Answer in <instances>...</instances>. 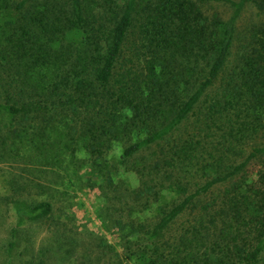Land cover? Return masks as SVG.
I'll use <instances>...</instances> for the list:
<instances>
[{
  "label": "trees",
  "instance_id": "16d2710c",
  "mask_svg": "<svg viewBox=\"0 0 264 264\" xmlns=\"http://www.w3.org/2000/svg\"><path fill=\"white\" fill-rule=\"evenodd\" d=\"M0 115V161L29 174L88 154L131 264H264V0H0ZM36 178L6 200L16 226H57Z\"/></svg>",
  "mask_w": 264,
  "mask_h": 264
},
{
  "label": "rangeland",
  "instance_id": "374dc122",
  "mask_svg": "<svg viewBox=\"0 0 264 264\" xmlns=\"http://www.w3.org/2000/svg\"><path fill=\"white\" fill-rule=\"evenodd\" d=\"M217 10L223 18L231 13L225 6ZM257 19L254 8L246 6L237 21L238 38L247 35ZM6 119V115H0V140L4 135L2 127ZM122 147L123 143H114L107 155L116 164L112 175L115 181L135 187L138 185L137 175L118 163ZM5 152L7 153L6 149ZM65 157L64 168H60L59 172H33L37 182L46 184L52 181L47 191L35 198L49 199L52 202L53 217L59 223L57 226H53L52 222L48 224L47 221L16 226L13 206L6 200L8 197H25L26 192L19 184L32 178L33 174L22 170L23 166L18 160H8L7 155L1 158L0 264H131L127 242L120 234L125 230L119 233L115 224L120 212L114 213L112 210L114 205L119 206L118 201L106 199V195L109 194V197L112 193L99 188L101 178L92 169L84 150H77L74 158H69L68 153ZM249 170L253 171L254 167L251 166ZM30 191L32 193L34 190ZM163 196V202L169 203L175 199V195L169 190L164 191ZM155 207L156 204H152L136 215L141 219L146 217L151 220L156 215ZM181 224L182 219L173 228ZM70 249L73 256L68 252Z\"/></svg>",
  "mask_w": 264,
  "mask_h": 264
}]
</instances>
